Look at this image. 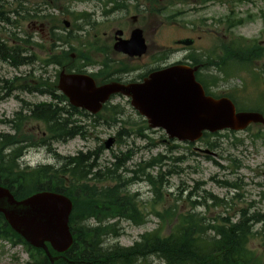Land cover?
Returning <instances> with one entry per match:
<instances>
[{"label":"rangeland","instance_id":"rangeland-1","mask_svg":"<svg viewBox=\"0 0 264 264\" xmlns=\"http://www.w3.org/2000/svg\"><path fill=\"white\" fill-rule=\"evenodd\" d=\"M5 2L7 7L11 10L17 5L19 0H0ZM148 0H128L126 9H123L128 18L130 16L139 15L140 21L137 24H132L128 19L125 23V28L129 33L130 29L139 26L143 29L147 43L155 46L156 50H162L173 44L177 39L193 38L196 40L195 45L190 47L191 52H201L204 54H211L214 50L216 42L222 40V36L228 35L231 39L236 36H243L248 40H259L264 42V0H244L240 3H227L226 0H187L174 1V4L168 5L166 9L158 15L148 14V10L153 6L147 2ZM167 0H160L159 4L164 6L168 3ZM95 2H82L72 6L76 12L91 11L95 8ZM135 4H138V10ZM150 4V6L148 5ZM26 6L31 5L26 3ZM98 11H101V5L97 4ZM231 9L233 12L231 13ZM54 12V11H53ZM57 17L59 14L55 12ZM231 14L234 18H242V23L227 28L224 23L226 16ZM74 23L73 17H66ZM20 17L13 16L12 20H17L20 25L15 28L17 38H26L28 33L33 34V42L39 40V22L34 19L19 20ZM38 20V19H37ZM60 21V20H59ZM61 30H63L61 28ZM127 33V34H128ZM83 43H88L89 36L87 31L76 33ZM91 38V36H90ZM93 39V38H91ZM74 46H77L76 41H72ZM34 43L23 46L21 54L33 56L34 63L32 65H22L18 68H11L5 63L0 64V78L7 79L19 75H28L31 68H34L35 74L44 71L40 66L41 59L46 57V52L40 47H32ZM43 46H49V40L43 37L41 41ZM86 52L94 53L90 50L91 47L82 46L80 48ZM153 51L148 52L147 56L151 55ZM118 58V55H115ZM177 56V55H176ZM144 57L142 60H132L127 62L128 65L137 66L148 62V58ZM125 61V60H123ZM59 67L49 66L46 68L45 75L55 78ZM240 69V68H239ZM255 72L260 76L259 82H252L251 77L256 80V76L250 77L249 72L241 71L230 77L220 78L222 75L215 67L207 68L203 71L207 76L214 74L219 77L217 83L211 86V90L226 94L232 93L237 98L240 104L244 106L256 107L261 102L262 96L264 100V56L260 58L253 67ZM262 69V71H261ZM19 97V99L16 98ZM25 100L29 103H38L41 101H48V96L15 91L11 98L0 101V119L4 118L3 112L6 116L13 115L25 103L20 101ZM111 104H117V110L120 115L119 118L126 121L140 122L142 121L130 105L128 99L125 97H116ZM243 107V106H241ZM5 116V117H6ZM85 117V116H83ZM90 118H84V123H90ZM27 127L37 133H40L44 127L39 122H29ZM120 123L115 125H104L92 127L89 130L90 137L88 139L74 138L66 143L53 144L56 151L62 155H72L79 150L85 151L88 148H93L100 144V141L106 139L108 136H113L117 128H120ZM8 127L0 123V131H7ZM144 134L148 137H136L131 135L125 142L113 147V151L132 149L134 154L128 161L127 165L133 166L140 162V160H148L159 153L165 154L169 157L179 156L177 161H168L170 168L172 165L176 167L177 172L168 175L167 182L164 183L163 199L153 202L154 194L151 189L148 191H140V199L143 203L141 209L148 213L147 221L144 224L136 225L127 219H121L120 225L122 227L121 235L115 240L107 242V244L118 243L123 246H130L136 241L139 236L146 232L159 228L161 234L168 232L171 227V219H163L165 210L169 207H178L177 215L180 212H187L191 210L190 202L188 200L198 199L203 201L200 197L190 196L201 192L202 189L212 193L218 198H225L226 203L213 204L207 200L200 204L195 210L201 212L208 222L212 223L218 219L219 216L229 217L231 220L238 218L239 212L242 208L250 209V212H259L264 214V126H252L251 130L239 131L231 133L222 131L219 134L209 136L211 143H217L215 147H211L205 140H199L196 143L188 144L173 141L168 139L165 132L161 129L146 130ZM256 134H260L256 136ZM36 135V134H35ZM154 142L155 146L150 147ZM216 153V155L206 154L201 150L208 149ZM112 150H104L99 158V161L106 162L111 158ZM29 162L31 166L48 161L45 149L38 152H29ZM209 156V157H206ZM237 179L241 185V189L232 190L221 186L217 181ZM142 183L135 184L133 191L138 190ZM186 187L183 193L181 189ZM144 188V187H143ZM232 194H240L239 196H232ZM180 196V197H178ZM159 212L162 217L156 213ZM252 231L254 237L249 245L257 254H263L264 251V217L261 221L256 222ZM28 259V253L24 246L20 243L13 244L9 239H0V264H23ZM151 264H157L158 260L155 258L149 259ZM264 264V254L263 263Z\"/></svg>","mask_w":264,"mask_h":264},{"label":"trees","instance_id":"trees-1","mask_svg":"<svg viewBox=\"0 0 264 264\" xmlns=\"http://www.w3.org/2000/svg\"><path fill=\"white\" fill-rule=\"evenodd\" d=\"M243 1L226 0L227 3L234 4ZM232 12L233 9H231ZM242 21V18H234L229 14L226 16L224 23L230 29L242 23ZM6 50L8 53L9 49L6 48ZM12 53H19L18 46L11 47ZM263 55V44L257 40H247L241 36H236L228 41L220 40L213 52L208 54L206 61L209 66L214 65L222 73L223 76L220 77L222 79L229 77L237 66L249 70L255 61ZM24 59L19 54V58L11 61V63L19 65L25 63ZM193 60L194 62L203 61L196 58H193ZM53 61L58 62L56 59ZM211 78L212 84H215L219 79L215 75ZM39 87H46V92L54 93L52 85L48 82L40 81ZM208 90L209 86H207ZM228 96L236 102L232 94ZM53 98L56 99L58 96ZM51 105L54 104L43 103L37 105L32 109L29 116L46 122L48 124V133L60 141H64L76 134H83V127L80 124L75 126L71 122L65 121L67 120L65 116L62 117L61 123H57L54 119V110L48 116L37 115V110L44 112L48 110V107L51 108ZM22 121L23 119L17 123V133L21 130ZM66 124L75 127L76 131L69 135L66 132ZM20 138L13 137L12 140L17 142ZM24 139L28 145H34L31 137L25 136ZM3 144L1 143V146ZM211 146L213 147L214 144H211ZM98 151L60 157L59 160L63 164H67L69 168L62 166V170H56L54 174L49 171H40L38 170L39 167L25 170L24 168L20 169L19 165L13 166L0 162V166L3 169L0 171V184L9 188L17 199L42 190L61 192L71 199L73 207L69 216V228L73 235V243L64 253V257H60L53 264H151L149 262L150 255H155L161 261V264H262L264 251L263 254H257L256 251L249 247L254 237V232L252 231L253 222H258L259 220L258 212L250 213L244 208L240 210L236 221L226 216H219L218 219L210 223L201 212L195 210L197 208L195 204L199 203V201L195 200L190 202L191 210L185 213L180 212L177 218L175 214L178 207L176 206L165 210L164 217L159 212H153L163 219H171V227L167 233L161 234L159 228H156L141 234L138 240L130 246H122L118 243L113 244V246L125 251H134L137 250V246H141L147 248L149 250L148 253L141 254V256L133 260H128L129 257H120V261L116 260L118 257L111 259V253H108V251L104 254L98 253L90 256L87 250L90 242H99L106 239L109 233L121 235V219H128L134 224L140 225L147 221L148 215L141 209L143 203L134 196L136 194L128 197L129 201L125 206L119 205L122 199L117 194L120 190V183L116 178H121L122 175L118 174L117 171L121 167L124 169L125 161L129 158L128 153L124 154L126 157L124 162H116V160L111 163L110 167H106L115 168L106 176L102 174L101 176L103 177L96 175L93 181L87 180V175L91 173V165L93 164L89 163L88 159L93 153L98 155ZM115 155L117 154H113V156ZM164 160H167L166 157L158 155L156 159L151 160L147 164L159 165L160 168ZM147 164L140 165L135 170H146ZM176 172V167L172 165L163 173L159 169L155 178L147 174L154 194L153 202L163 199L165 177ZM108 181L113 183L109 185L107 184ZM231 185L239 188L235 183ZM118 187L119 190L116 191ZM113 197L117 198V201H112ZM198 197L206 198L207 196L198 195ZM210 198L216 201L215 196L211 195ZM103 230L106 231V236L101 239L100 232ZM0 239H11L14 244L22 243L27 246L30 259L24 264H51L41 249L30 247L8 226L1 213ZM51 253L57 254L54 251H51Z\"/></svg>","mask_w":264,"mask_h":264},{"label":"water","instance_id":"water-1","mask_svg":"<svg viewBox=\"0 0 264 264\" xmlns=\"http://www.w3.org/2000/svg\"><path fill=\"white\" fill-rule=\"evenodd\" d=\"M180 42L191 44V40ZM115 49L130 56L142 55L146 45L141 30H134L131 38L117 43ZM196 70L197 67L175 65L151 74L143 83H110L100 87L88 75L62 72L58 88L69 97L71 104L92 113L101 109L110 94H125L131 97L132 106L148 119L151 127L164 128L170 138L180 141H196L203 131L242 130L250 123L264 125L260 113L236 112L230 99L205 95L195 81ZM110 142L111 139L106 142L107 147ZM71 208L68 198L54 192H39L16 201L9 190L0 186V212L28 243L43 248L51 261L46 242L57 252L67 250L72 244L68 227Z\"/></svg>","mask_w":264,"mask_h":264},{"label":"bare ground","instance_id":"bare-ground-1","mask_svg":"<svg viewBox=\"0 0 264 264\" xmlns=\"http://www.w3.org/2000/svg\"><path fill=\"white\" fill-rule=\"evenodd\" d=\"M7 50L5 48L4 45L0 44V58H4V60L7 57ZM19 58V53H12L11 54V61H14L16 59ZM6 63H8L7 60H5ZM24 111L27 113L29 111V113L31 114L32 109L29 108L28 105L24 106ZM55 111L54 113V119L57 123H61L62 117L64 114H66L68 112V109L64 106V105H51V108L48 107V110L44 111V112H40V111H36L37 115L39 116H48V114L51 111ZM67 122H69L68 120H65ZM17 125V123L13 124V127H15ZM67 125V124H66ZM67 133L70 135L73 132L76 131V128L70 125H67ZM78 135V134H76ZM74 135V136H76ZM74 136H72L74 138ZM72 137H68L67 139H70ZM0 143H4V154L1 156L0 155V162L3 163H8V165H19L18 167L20 169H26L27 165L23 162L24 156L27 153V150L24 149L23 147H18L15 148L10 141H5V139L0 138ZM45 152H46V156L48 157V161L39 163V165L37 167L38 170L40 171H49L52 172L53 174L56 173L57 171H61L62 170V166L64 168H69V166L67 164H63L62 161H60L56 156V149L54 148V146H48L45 148ZM126 157L124 156L123 153H118L115 156H112V160L116 161V162H124ZM89 163H93L91 165V173H89L87 175V180L89 181H93L94 177H96V175H99L100 177L106 176L109 172H111L112 169H115L113 167L111 168H106V167H110L106 164H103L101 166H99L98 164V155L93 153L89 159H88ZM168 166V161L164 160L161 167L159 168L161 170V173H163L164 171L168 170L169 168H166ZM23 167V168H21ZM152 166L147 167V170H131L129 167L123 169V167H121L117 173L122 175L121 178H116L118 180V182L120 183V190L119 187L116 189V191H118L117 194L120 195L122 202H119V205L121 206H125L128 203V197L131 196L132 194H136L134 196H136V198H139L141 193L140 191H145L146 189H148V191L152 188L151 182L148 179V175H151L153 178L156 177V175L158 174V170H152L149 171L151 169ZM2 167L0 166V171H2ZM147 171V173H146ZM177 171V170H176ZM101 174L103 176H101ZM147 177V178H146ZM142 183V186L136 190L133 191V186L135 184H139ZM144 187V188H143ZM186 190V187L181 189L180 193H183ZM112 201H117V198L113 197ZM119 220V219H118ZM101 239L105 238L106 236V231H101ZM110 234V233H109ZM108 234V237L106 239H103L99 242H90L88 244V254L90 256L96 255L98 253L104 254L106 251H108V253L110 254L111 259L116 258L117 261H120V257H129L128 260H133L138 258L139 256H141V254H145L148 253V249L147 248H143L141 246H137V250L134 251H125L122 249H119L116 246H113L114 243L111 244H107V242L109 241H113L115 240L120 234ZM135 242V241H134ZM133 242V243H134ZM132 243V244H133ZM134 257V258H133ZM151 258H155L156 260H158L157 264H161V261L155 256V255H150L149 259Z\"/></svg>","mask_w":264,"mask_h":264},{"label":"flooded vegetation","instance_id":"flooded-vegetation-1","mask_svg":"<svg viewBox=\"0 0 264 264\" xmlns=\"http://www.w3.org/2000/svg\"><path fill=\"white\" fill-rule=\"evenodd\" d=\"M87 0H41V2H43V7L40 8L41 12H44L45 16L48 14V12H50L51 14H54L55 12H57L59 14V17L62 19L63 17V11H64V4H68V5H72L74 3H80V2H84ZM92 2H96L97 4H103L104 2L106 3V5H110V3H113V7L108 9L107 6V10H104L99 16L100 19H94V22L89 24V31H88V35H89V42H88V46L92 47V49L94 50L93 56L98 60L96 62V67H94V69L96 70H100L101 68L104 67V69L106 68V63H113V62H119V60H114L112 57L117 54L114 50H113V46L115 41L122 37V38H127V29L124 27L125 21L127 20V17L124 16L122 17V12H123V8L118 6V4H121L123 2V0H91ZM50 5V7L48 6ZM54 11V12H53ZM117 17H118V21H117ZM103 19V20H101ZM111 19H114L113 21L110 22ZM117 23V27H114L113 24ZM111 23V27L107 28L106 26L110 25ZM40 29L38 31L40 37L43 39V37H45L47 40H49V47L47 48V51L50 52L51 50H57L58 52H60L63 47H64V43L57 41L56 43H53L54 40L53 38L50 37V35L52 33H56L55 31H60V25L59 23L54 26L52 25L46 18H45V22H41L39 24ZM9 27V37L8 40L10 42L11 45V22ZM55 30V31H54ZM117 30H121L122 34L121 35H117L116 31ZM2 36L5 37V35L3 33H0ZM93 38L91 39L90 38ZM3 41V40H2ZM53 43V44H52ZM51 48V50H50ZM69 49V48H68ZM170 51H173V53H179V52H183L185 53V55L183 56V58L181 60H174V61H166L163 60V62L161 63L162 66H167L171 63H190L189 61V53L184 50V47H174L171 48ZM11 53V50H10ZM127 60H135L136 58H126ZM141 58H138V60H140ZM152 60H154V58L152 57ZM2 62L5 63V60H2ZM8 65L11 67V54L9 57V61H8ZM142 67L138 68L135 71V75L136 77L132 78V72L133 70H131L129 73L131 74V76L129 78H124V76H127V73L124 74H120L118 76L119 82H123V83H129V82H141L150 72L151 70L153 71V69L155 67L158 66V63L153 64L152 66H148L145 64L141 65ZM111 67H109V71H110ZM127 70V69H126ZM125 70V72H126ZM135 70V69H134ZM121 73L123 72L120 70H115V71H111L109 73ZM5 89V88H4ZM7 90L11 93V77L8 78V88ZM6 124V123H5ZM7 124L9 126V130H10V134H8V137H11V117L9 120H7ZM10 143H11V138H10Z\"/></svg>","mask_w":264,"mask_h":264}]
</instances>
